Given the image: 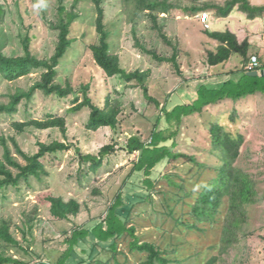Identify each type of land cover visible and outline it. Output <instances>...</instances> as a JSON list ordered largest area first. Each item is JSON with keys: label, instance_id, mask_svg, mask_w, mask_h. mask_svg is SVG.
<instances>
[{"label": "rangeland", "instance_id": "374dc122", "mask_svg": "<svg viewBox=\"0 0 264 264\" xmlns=\"http://www.w3.org/2000/svg\"><path fill=\"white\" fill-rule=\"evenodd\" d=\"M74 0H0L4 14L0 23L1 50L6 56H22V40L29 38L30 50L38 59H49L57 42V32L50 29L59 4L69 11ZM232 0H170L176 9L169 15H159L157 24L170 45L158 36L146 14L130 18L124 13L120 0H103L104 24L109 33L111 53L118 56L121 68L127 73L148 72L146 81L149 101L135 81L120 77L105 78L92 59L88 46L97 42L94 21L96 13L90 0L79 2V18L71 26L73 44L58 66L55 83L73 94L65 99L45 96L36 91L31 101H22L13 115H0V159L5 143L21 165L24 160L16 153L14 142L21 152L32 156L38 145L53 142L65 144L68 150L47 155L42 163L46 174L40 179L21 181L16 188L0 189V226L6 224L18 245L2 243L1 253L22 264H57L68 250L67 239L77 229L90 230L102 222L116 195L134 204L126 227L134 229L140 243H151L165 252L170 264H264V95L256 94L240 100L206 107L201 114L185 116L180 121L172 153L177 157L157 166L152 178L158 181L148 190L134 173L139 153L129 154L126 143L131 137L149 143L154 126L164 129L162 108L169 112L174 106L190 105L201 86L218 88L225 81L236 80L243 59L231 57L226 63L210 67L209 52L218 43L208 38L206 31L235 33L238 41H247L254 48L247 58L264 55V12L248 20L236 5L226 18L214 11L188 16L185 7L212 5L224 7ZM250 6L264 8V0H248ZM46 7L34 8V4ZM209 17V30L200 23V15ZM156 52L160 57L177 54L178 71L172 63H158L141 48ZM263 52V53H262ZM35 71L15 82L0 80V105L9 102L16 91H28L40 78ZM89 85V97L97 106L109 95L120 104L118 126L115 130L101 128L88 131L89 110L69 111L75 97L82 99L81 87ZM47 115L66 120V132L57 129L37 131L27 129L17 133L12 124L29 119L44 120ZM233 117V120L231 119ZM161 118V119H160ZM159 119V120H158ZM171 132L176 117L172 118ZM217 121L226 131L244 138L236 166L254 181L258 202L247 208V221L238 232L237 242L222 249L221 234L227 214L225 204L211 223L196 224L190 215L193 202L202 187L215 176L218 164L211 153L209 127ZM113 152L104 157L101 167L93 172L80 156L98 157L104 146ZM194 160V161H193ZM200 165H206L201 167ZM16 173L15 170H13ZM190 196H188V195ZM48 196L64 202L74 200L79 205L76 216L57 220L50 214ZM187 225L195 226L187 229ZM133 239L125 234L116 239V260L112 252L96 240L87 238L75 248L67 264H144L146 256L129 248Z\"/></svg>", "mask_w": 264, "mask_h": 264}, {"label": "trees", "instance_id": "16d2710c", "mask_svg": "<svg viewBox=\"0 0 264 264\" xmlns=\"http://www.w3.org/2000/svg\"><path fill=\"white\" fill-rule=\"evenodd\" d=\"M80 1L82 0H74L69 11L61 3L59 4L56 19L49 26L50 29L57 32L54 53L49 59H38L32 54L30 40L27 37L22 40V56H6L1 50L0 42V80L11 83L21 78H26L35 71H41L39 80L28 91H16L10 95L7 104L0 105V115L15 114L18 105L22 101H31L36 91L43 93L45 96H56L59 99H65L74 93L69 85L63 88L56 84L55 77L57 75L56 69L63 58L69 53L73 44V40L70 37L71 26L79 18L76 9ZM90 1L94 5L96 13L94 27L98 39L96 43L88 46L94 64L107 79L120 77L126 82L135 81L141 87L144 96L158 107L159 104L148 96V88L145 85L149 73L140 71L127 73L121 68L118 56L111 53L109 33L104 24L103 0ZM120 2L124 13L130 16V18L146 14L158 36L165 44L170 45L167 36L157 24V18L159 15H169L171 11L176 9L175 4L170 2V0H120ZM238 4H240L238 9L246 13L248 20H253L256 14L264 12L263 7L255 8L250 6L248 0H232L227 2L224 7L203 5L201 7H185L182 10L188 16L214 11L218 17L226 18ZM3 14V7L0 6V23ZM205 33L208 38L218 43L216 50L208 53L207 64L210 67L222 65L231 57L239 56L243 59L242 69L238 73L236 80L229 79L218 88L201 86L196 93L195 100L190 105L174 106L168 112V105L166 104L162 108V119L165 123L164 129H158L157 126H154L149 143H143L136 137L128 139L125 146L127 152L129 154L139 153V159L134 165V173L149 191L154 188L158 181L157 178H152V174L157 166L177 157L171 150L175 146L174 138L177 135L178 126L183 117L201 114L206 107L220 102L230 101L237 103L256 94L264 95V78L247 76V73L250 72L247 70V66L250 63V60L247 58L249 51L248 42L243 41L239 43L236 34L230 31H206ZM139 47L141 48V46ZM141 50L158 63H172L178 71L176 53L171 58H164L158 56L154 51L146 50L145 48H141ZM261 69H264V65L259 66L256 70L260 71ZM80 90L82 99L80 100L78 97H75L73 100L74 105L69 111L77 113L83 109L89 110L86 124L88 131L95 132L101 128L115 130L119 123V102L106 95L102 105L99 107L89 97L90 89L88 84L83 85ZM174 116L177 123L171 132L172 125L170 124ZM233 117L231 116L232 120ZM12 126L17 133H23L27 129L37 131L57 129L62 134L66 132V120L51 115H47L44 120L29 119L24 122L13 123ZM208 131L211 141L210 151L216 157L218 164L213 167L215 176L198 192L190 215L194 218L196 224L211 223L219 213L220 208L225 204L227 214L222 227L220 242L222 249L226 250L237 242L238 232L247 221V208L258 202L257 192L251 177L236 166L241 147L244 143L243 136L241 134L234 136L232 133L226 131L217 121L210 125ZM2 146L3 158L0 159V189L7 187L16 188L20 185L21 181L27 182L30 178L40 179L42 175L46 174L42 160L47 155H55L68 150L65 144L58 142H53L49 145L39 144L38 152L32 156H28L21 152L14 142L16 153L25 162V165H21L14 159L8 146L5 143H2ZM113 149L111 145L104 146L98 152V157L87 155L80 156V158L82 163H89V169L95 172L101 167L104 157L112 153ZM200 166L206 167V165ZM46 201L50 204V214L57 220H66L69 216H76L79 212V205L74 200L64 202L61 198L48 196ZM125 201L120 194L116 195L102 222L90 230H74L67 239L68 250L57 264H67L66 262L75 248L80 243H85L87 238L96 240L97 244L102 246V248H108L112 252V259L116 260L115 254L117 249L115 241L125 234L130 235L133 239L129 245L130 250L146 256L144 264H170V260L167 258L165 252L156 248L154 244L140 243L134 238V229L126 227V220L129 217L134 201L130 198L125 199ZM186 227L187 229H191L195 226L191 227L187 225ZM2 243L11 246L18 245L17 241L10 234L9 227L6 224L0 226V264H22L16 259L4 256L1 253ZM114 262L115 264H119L116 261Z\"/></svg>", "mask_w": 264, "mask_h": 264}, {"label": "built area", "instance_id": "2783aa9c", "mask_svg": "<svg viewBox=\"0 0 264 264\" xmlns=\"http://www.w3.org/2000/svg\"><path fill=\"white\" fill-rule=\"evenodd\" d=\"M208 21H209V17L208 15L205 13V14H202L200 15V23L203 25V27L206 29V30H209L210 29V26L208 24ZM259 61L257 59L256 56H252L250 58V63L248 64L247 66V70L252 72V71H258L256 69L259 68Z\"/></svg>", "mask_w": 264, "mask_h": 264}, {"label": "water", "instance_id": "95a60500", "mask_svg": "<svg viewBox=\"0 0 264 264\" xmlns=\"http://www.w3.org/2000/svg\"><path fill=\"white\" fill-rule=\"evenodd\" d=\"M247 76H249V77H263L264 78V70L249 72V73H247Z\"/></svg>", "mask_w": 264, "mask_h": 264}, {"label": "crops", "instance_id": "0c3cea01", "mask_svg": "<svg viewBox=\"0 0 264 264\" xmlns=\"http://www.w3.org/2000/svg\"><path fill=\"white\" fill-rule=\"evenodd\" d=\"M238 39V38H237ZM240 43V42H239ZM252 43V42H251ZM251 43H249V50L251 49V48H254L252 45H251ZM258 49L259 50H261V49H264V46H261V45H259L258 46ZM263 53V52H262ZM261 58V60H262V62L260 61L259 62V65L261 66V65H264V55L263 56H260ZM262 70V69H261ZM264 70V69H263Z\"/></svg>", "mask_w": 264, "mask_h": 264}, {"label": "clouds", "instance_id": "9594fccd", "mask_svg": "<svg viewBox=\"0 0 264 264\" xmlns=\"http://www.w3.org/2000/svg\"><path fill=\"white\" fill-rule=\"evenodd\" d=\"M33 7L34 8H41V7H46V5L42 4V3L41 4H34Z\"/></svg>", "mask_w": 264, "mask_h": 264}]
</instances>
